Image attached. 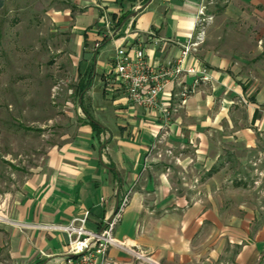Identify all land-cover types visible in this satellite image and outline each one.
<instances>
[{"label":"crops","instance_id":"1","mask_svg":"<svg viewBox=\"0 0 264 264\" xmlns=\"http://www.w3.org/2000/svg\"><path fill=\"white\" fill-rule=\"evenodd\" d=\"M213 1L60 0L45 13L49 31L64 38L60 52L71 60L74 89L58 141L4 197L10 224L0 228V248L7 245L10 264H61L67 235L54 227L89 211L87 228L98 231L124 198L114 230L124 248L111 247L108 264H148L136 253L157 264L264 259V222L228 213L210 186L218 166L228 165L222 154L232 146L255 150L264 141V0H225L214 18L207 11ZM208 16L202 40L183 63L195 73L170 83L159 108L132 105L115 81L117 48L131 60L142 50L153 68L172 64ZM237 22L249 36L238 39L232 31L223 39L222 28ZM184 88L190 92L181 103Z\"/></svg>","mask_w":264,"mask_h":264},{"label":"rangeland","instance_id":"2","mask_svg":"<svg viewBox=\"0 0 264 264\" xmlns=\"http://www.w3.org/2000/svg\"><path fill=\"white\" fill-rule=\"evenodd\" d=\"M224 1L214 0L208 13H224ZM0 9V228L10 224L3 212L6 192L16 187L58 141L68 122L64 113L74 89L71 60L64 50V38L50 32L45 13L60 0H3ZM223 31L228 37H246L242 23ZM251 37V36H250ZM249 38V37H247ZM244 40L249 42V39ZM72 101V99H71ZM74 105L76 102L72 101ZM230 148V147H229ZM223 155L215 176L217 204L228 213H248L264 222V141L255 150L232 146ZM225 152V151H224ZM215 184V185H214ZM214 185V186H213ZM215 188V189H216ZM214 200V198H212ZM225 207V208H224ZM3 231L0 229V232ZM0 248V264H10L8 247ZM258 264H264V259Z\"/></svg>","mask_w":264,"mask_h":264},{"label":"built area","instance_id":"3","mask_svg":"<svg viewBox=\"0 0 264 264\" xmlns=\"http://www.w3.org/2000/svg\"><path fill=\"white\" fill-rule=\"evenodd\" d=\"M211 20L212 17L210 16L198 20L199 31L195 38L196 40L188 42L182 51L181 57L172 64L153 68L146 62L142 50H134L135 59L131 60L123 48H117L114 58L115 81L117 76V81L125 88L128 100L132 105L149 110L159 108L160 95L170 83H173L183 73H195L194 69H183V63L190 49L202 40L206 25ZM104 22L108 28V20L105 19ZM203 79L207 80V77L204 76ZM189 92L190 90L187 88L181 91V103L186 102ZM167 118L168 114L164 110L165 124ZM126 205L127 199L124 198L114 213L103 221L98 231H92L87 228V223L90 219L89 211H84L66 225L54 227L67 235V255L61 264H108L106 258L108 250L111 247L124 248L123 243L118 242L114 238V230ZM2 217V220H4L3 215ZM134 255L138 261L157 264L140 253Z\"/></svg>","mask_w":264,"mask_h":264},{"label":"trees","instance_id":"4","mask_svg":"<svg viewBox=\"0 0 264 264\" xmlns=\"http://www.w3.org/2000/svg\"><path fill=\"white\" fill-rule=\"evenodd\" d=\"M130 1H133V0H130ZM149 0H144V5L148 2ZM3 0H0V9L3 7ZM127 17H128V14H125V15H123V16H121L119 19H117V21H116V25H115V32L117 31V30H120L121 28H122V26L125 24V22H126V19H127ZM116 34V33H115ZM106 40H108V39H105V41ZM93 128H94V130L98 133V131H99V127H98V125L96 124V123H93Z\"/></svg>","mask_w":264,"mask_h":264},{"label":"water","instance_id":"5","mask_svg":"<svg viewBox=\"0 0 264 264\" xmlns=\"http://www.w3.org/2000/svg\"><path fill=\"white\" fill-rule=\"evenodd\" d=\"M151 1H152V0H149L146 4H149ZM136 12H137V11H135L134 13H132L131 16L134 17V16L136 15Z\"/></svg>","mask_w":264,"mask_h":264},{"label":"bare ground","instance_id":"6","mask_svg":"<svg viewBox=\"0 0 264 264\" xmlns=\"http://www.w3.org/2000/svg\"><path fill=\"white\" fill-rule=\"evenodd\" d=\"M3 217H2V214L0 213V219H2Z\"/></svg>","mask_w":264,"mask_h":264}]
</instances>
